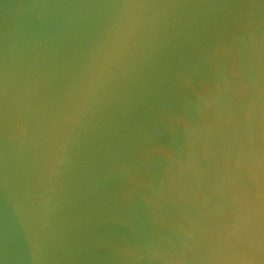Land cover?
Returning a JSON list of instances; mask_svg holds the SVG:
<instances>
[{
  "label": "water",
  "instance_id": "1",
  "mask_svg": "<svg viewBox=\"0 0 264 264\" xmlns=\"http://www.w3.org/2000/svg\"><path fill=\"white\" fill-rule=\"evenodd\" d=\"M0 264H264V0H0Z\"/></svg>",
  "mask_w": 264,
  "mask_h": 264
}]
</instances>
